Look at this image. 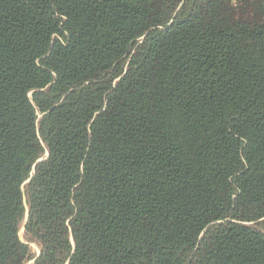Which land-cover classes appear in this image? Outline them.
<instances>
[{"label": "trees", "instance_id": "obj_1", "mask_svg": "<svg viewBox=\"0 0 264 264\" xmlns=\"http://www.w3.org/2000/svg\"><path fill=\"white\" fill-rule=\"evenodd\" d=\"M260 223L264 0H0V264H264Z\"/></svg>", "mask_w": 264, "mask_h": 264}, {"label": "rangeland", "instance_id": "obj_2", "mask_svg": "<svg viewBox=\"0 0 264 264\" xmlns=\"http://www.w3.org/2000/svg\"><path fill=\"white\" fill-rule=\"evenodd\" d=\"M255 228H257L258 230H261L262 232H264V223H260L258 225H254ZM20 237L23 241H26L25 240V235H24V228L21 229V232H20ZM31 248H32V253L36 256V255H39L40 253V249H39V246L35 243H32L30 244ZM33 261H30L28 264H32Z\"/></svg>", "mask_w": 264, "mask_h": 264}, {"label": "snow or ice", "instance_id": "obj_3", "mask_svg": "<svg viewBox=\"0 0 264 264\" xmlns=\"http://www.w3.org/2000/svg\"><path fill=\"white\" fill-rule=\"evenodd\" d=\"M234 2H235V0H234Z\"/></svg>", "mask_w": 264, "mask_h": 264}]
</instances>
